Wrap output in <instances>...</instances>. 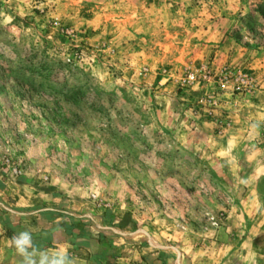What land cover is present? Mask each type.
<instances>
[{
  "label": "rangeland",
  "instance_id": "374dc122",
  "mask_svg": "<svg viewBox=\"0 0 264 264\" xmlns=\"http://www.w3.org/2000/svg\"><path fill=\"white\" fill-rule=\"evenodd\" d=\"M262 4L0 0V264H264Z\"/></svg>",
  "mask_w": 264,
  "mask_h": 264
},
{
  "label": "clouds",
  "instance_id": "9594fccd",
  "mask_svg": "<svg viewBox=\"0 0 264 264\" xmlns=\"http://www.w3.org/2000/svg\"><path fill=\"white\" fill-rule=\"evenodd\" d=\"M11 243L23 258L21 264H72V259L64 249L52 252L51 256L45 255L44 251H39L34 245L32 234L28 231L14 235ZM37 254H39L38 260L36 259Z\"/></svg>",
  "mask_w": 264,
  "mask_h": 264
},
{
  "label": "crops",
  "instance_id": "0c3cea01",
  "mask_svg": "<svg viewBox=\"0 0 264 264\" xmlns=\"http://www.w3.org/2000/svg\"><path fill=\"white\" fill-rule=\"evenodd\" d=\"M205 36L208 37V39L206 40L207 42H216L217 41V38L215 37V33H213V32H208L205 34ZM223 37L220 39L221 40L220 45L215 47V50H214V54H215V62L213 64L214 69H219L222 66H225L229 63L236 64L238 62L239 58H241V55H239V54L237 55L235 53L236 50L234 49V45H233L232 40H230L228 38L223 39ZM257 96H258L257 98H264V94H261V93L257 94ZM214 140L220 141L221 147H222V144L224 142H226V144H229V143L237 144L235 141V138L232 137V135L229 138L226 136L225 137H214ZM232 140H234V141L232 142ZM247 140H246V142H247ZM222 152H224V149L222 150ZM252 180H253V178H252ZM254 181H252V182H254ZM258 221H259V219H258ZM259 226H260V224L258 222L255 224V226L252 229L248 230V232L251 233L253 230H255V228H259ZM259 244L264 245V240L260 241ZM242 248H244V246L239 247V250H241ZM224 264H227V263H224Z\"/></svg>",
  "mask_w": 264,
  "mask_h": 264
},
{
  "label": "trees",
  "instance_id": "16d2710c",
  "mask_svg": "<svg viewBox=\"0 0 264 264\" xmlns=\"http://www.w3.org/2000/svg\"><path fill=\"white\" fill-rule=\"evenodd\" d=\"M257 10L261 13V14H263L264 15V4H262V5H258L257 6ZM14 235H13V233H11V232H7L6 233V238H8L9 240H10V242H11V238L13 237ZM36 247V246H35ZM37 248V247H36Z\"/></svg>",
  "mask_w": 264,
  "mask_h": 264
},
{
  "label": "built area",
  "instance_id": "2783aa9c",
  "mask_svg": "<svg viewBox=\"0 0 264 264\" xmlns=\"http://www.w3.org/2000/svg\"><path fill=\"white\" fill-rule=\"evenodd\" d=\"M195 78H196V77H194V76H190V77L188 78V80H189L190 82L193 83V82H195V80H196Z\"/></svg>",
  "mask_w": 264,
  "mask_h": 264
}]
</instances>
